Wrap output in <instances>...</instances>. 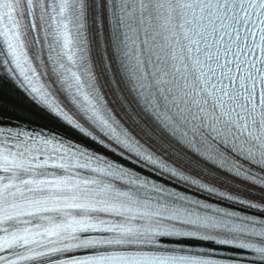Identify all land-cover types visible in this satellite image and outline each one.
I'll use <instances>...</instances> for the list:
<instances>
[{
    "label": "snow or ice",
    "instance_id": "snow-or-ice-1",
    "mask_svg": "<svg viewBox=\"0 0 264 264\" xmlns=\"http://www.w3.org/2000/svg\"><path fill=\"white\" fill-rule=\"evenodd\" d=\"M0 264H264V0H0Z\"/></svg>",
    "mask_w": 264,
    "mask_h": 264
},
{
    "label": "bare ground",
    "instance_id": "bare-ground-1",
    "mask_svg": "<svg viewBox=\"0 0 264 264\" xmlns=\"http://www.w3.org/2000/svg\"><path fill=\"white\" fill-rule=\"evenodd\" d=\"M38 123H41L42 121H37Z\"/></svg>",
    "mask_w": 264,
    "mask_h": 264
}]
</instances>
